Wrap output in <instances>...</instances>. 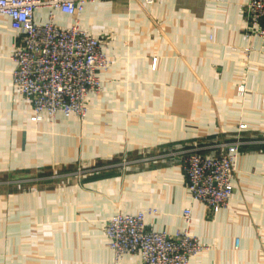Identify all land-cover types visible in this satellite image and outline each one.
<instances>
[{
	"label": "crops",
	"instance_id": "crops-1",
	"mask_svg": "<svg viewBox=\"0 0 264 264\" xmlns=\"http://www.w3.org/2000/svg\"><path fill=\"white\" fill-rule=\"evenodd\" d=\"M248 1L88 3L78 24L102 41L111 66L99 72L101 89L88 96L84 118L40 121L13 86L20 34L0 17V177L138 159L98 172L86 187L2 192L0 264H114L106 222L150 210L149 230L188 228L207 247L189 264H264V146L250 141L264 134V44L242 38ZM47 20V11L35 13L37 24ZM75 21L55 13L62 29ZM237 138L247 144L235 163L234 193L214 214L191 197L179 152L200 148L213 157ZM140 262L129 255L121 264Z\"/></svg>",
	"mask_w": 264,
	"mask_h": 264
},
{
	"label": "built area",
	"instance_id": "built-area-1",
	"mask_svg": "<svg viewBox=\"0 0 264 264\" xmlns=\"http://www.w3.org/2000/svg\"><path fill=\"white\" fill-rule=\"evenodd\" d=\"M96 0H0V17L11 20V26L20 34L13 60V86L33 108V121L43 115L54 119L84 118L87 98L101 89L99 72L107 71L111 60L102 50V41L83 31L78 18L88 3ZM153 4L154 0H147ZM45 10L48 20L35 22V13ZM76 18L68 29L54 23L55 13ZM245 42L257 37L264 44V0H249L245 6ZM247 53L251 52L246 48ZM264 51V47H263ZM245 93L239 88V95ZM241 142L222 145L220 155L208 157L200 148L181 150L182 171L186 187L193 200L204 204L211 213L226 209L234 193L233 174ZM135 161L124 158L110 168L127 169ZM155 211L136 214L118 213L105 225L108 247L114 252V264H121L129 255H138L140 264H189L190 259L207 247L190 235L188 228L174 234L148 229L146 218ZM190 223L191 211L183 213Z\"/></svg>",
	"mask_w": 264,
	"mask_h": 264
},
{
	"label": "rangeland",
	"instance_id": "rangeland-1",
	"mask_svg": "<svg viewBox=\"0 0 264 264\" xmlns=\"http://www.w3.org/2000/svg\"><path fill=\"white\" fill-rule=\"evenodd\" d=\"M254 142V144L259 145L261 147L264 146V134H259L258 137L255 139L250 140ZM234 142H241L244 146L247 144L244 140L237 138L233 141L223 143L229 144ZM221 145V146H222ZM129 157H121L118 161L107 164V165H97L94 164L92 166H81V165H75L72 167H69L68 169L60 170L59 172H56L54 174H50L47 176H19L18 178L14 177H7L3 176L0 177V195H2V192H6L11 195V191H16L19 189L20 193L24 191H28L32 189V192H39L40 190H49V191H55L58 189V186H63L64 188L73 186V185H79L82 187L87 186V181L91 179L95 174L101 171H106L111 169L110 167L112 165H117L121 162L122 159ZM132 161H135L134 163L138 162V159L131 158ZM15 193V192H14ZM54 206V205H53ZM57 215L53 214L51 222L53 226H55L58 220Z\"/></svg>",
	"mask_w": 264,
	"mask_h": 264
}]
</instances>
